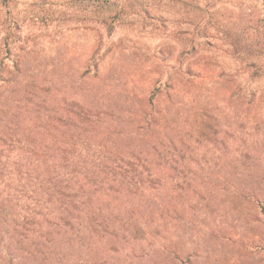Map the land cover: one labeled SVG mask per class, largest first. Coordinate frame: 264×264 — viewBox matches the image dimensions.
<instances>
[{"label": "rangeland", "instance_id": "rangeland-1", "mask_svg": "<svg viewBox=\"0 0 264 264\" xmlns=\"http://www.w3.org/2000/svg\"><path fill=\"white\" fill-rule=\"evenodd\" d=\"M200 103H215L219 118ZM141 159L160 178L144 171L145 196L165 203L164 239L134 253L117 236L123 223L109 220L116 237L105 239L85 224L98 257L170 264L175 251L187 264H264V251L238 257L254 232L233 199L234 173L246 188L264 177V0H0L10 188L25 184L16 167L79 172L80 183L125 162L143 171Z\"/></svg>", "mask_w": 264, "mask_h": 264}, {"label": "trees", "instance_id": "trees-1", "mask_svg": "<svg viewBox=\"0 0 264 264\" xmlns=\"http://www.w3.org/2000/svg\"><path fill=\"white\" fill-rule=\"evenodd\" d=\"M200 105L204 115L211 116L212 120L219 118L220 107L215 103ZM243 119L250 122L247 115H243ZM255 124L253 122V128H256ZM9 141L1 143L6 145ZM168 144L169 150L175 151V146L171 142ZM47 154L44 153L45 158ZM6 162L0 163V264H113L115 258L97 256L94 242L82 231L86 224L94 230L102 228L103 239L116 237L109 232V220L123 223V229L127 231L117 236L132 252L142 243L149 245L151 240L164 239L161 235L164 233L165 203L157 195L155 199H148L144 194L148 187L146 177L152 181L160 178L145 159L140 160L143 171H139L138 166L131 169L125 162L123 164L129 165L127 168L116 165L97 169V175L95 171L86 173L90 179L80 183L79 172L71 171L65 176L50 168L49 175L43 177L35 168L20 169L16 162L20 168L16 167L14 171L19 178H24L25 184L11 188L4 181ZM144 171L147 173L145 179ZM254 172L248 171L247 175ZM233 175L238 181L234 187L239 194L233 199L240 201L242 209L248 211L246 221L254 232L250 237L241 236L244 247L243 254L239 253L238 257L254 258L264 251V208L261 207L262 213H257L258 205H264V177L259 187L246 188L241 185L242 175ZM8 189H12V193ZM4 190L7 191L3 195ZM167 256H171L170 264H187L175 251ZM133 260L131 255L123 264H134Z\"/></svg>", "mask_w": 264, "mask_h": 264}]
</instances>
